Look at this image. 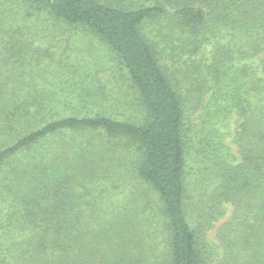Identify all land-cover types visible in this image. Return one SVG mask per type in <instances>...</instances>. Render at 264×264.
<instances>
[{
    "label": "trees",
    "instance_id": "16d2710c",
    "mask_svg": "<svg viewBox=\"0 0 264 264\" xmlns=\"http://www.w3.org/2000/svg\"><path fill=\"white\" fill-rule=\"evenodd\" d=\"M0 264H264V0H0Z\"/></svg>",
    "mask_w": 264,
    "mask_h": 264
},
{
    "label": "rangeland",
    "instance_id": "374dc122",
    "mask_svg": "<svg viewBox=\"0 0 264 264\" xmlns=\"http://www.w3.org/2000/svg\"><path fill=\"white\" fill-rule=\"evenodd\" d=\"M53 25V24H51ZM56 27L51 26V30ZM55 32H52L51 34L54 35V37L49 33L47 38L44 40L43 44H47L49 46L56 47V51L58 52V57H63L69 61H82L83 63H86V65H89L93 67V70L96 71L98 68L100 69H106L104 72L100 75V79L107 82L108 85L110 82H112V86L110 88H114L118 92H120V89L126 93V89L123 86V81L119 74H116L117 76L113 75V73L117 69V63L114 61L112 54L108 50V48H105L102 44L96 42L93 38L87 37L83 34H73L74 37L71 39L68 35H63L60 33L59 30L54 29ZM45 38V37H44ZM89 69V68H88ZM57 86L55 89L57 90ZM49 89H51L49 87ZM129 93V92H128ZM130 99H132L130 97ZM231 218V213H229L222 222L218 224V228H220L225 222H227ZM215 231L210 233V238H214Z\"/></svg>",
    "mask_w": 264,
    "mask_h": 264
}]
</instances>
